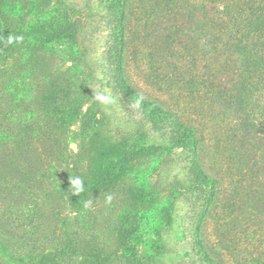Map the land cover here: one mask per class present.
Instances as JSON below:
<instances>
[{
	"label": "rangeland",
	"instance_id": "374dc122",
	"mask_svg": "<svg viewBox=\"0 0 264 264\" xmlns=\"http://www.w3.org/2000/svg\"><path fill=\"white\" fill-rule=\"evenodd\" d=\"M113 1L34 0L72 49L0 41V264H264V0ZM113 156L129 175L80 195Z\"/></svg>",
	"mask_w": 264,
	"mask_h": 264
},
{
	"label": "trees",
	"instance_id": "16d2710c",
	"mask_svg": "<svg viewBox=\"0 0 264 264\" xmlns=\"http://www.w3.org/2000/svg\"><path fill=\"white\" fill-rule=\"evenodd\" d=\"M38 1H41V0H38ZM121 1H124V0H121ZM250 1L254 3L255 0H250ZM114 2L115 1L111 0L110 3H114ZM32 3H34V0H25L23 2V5L21 6L20 4L12 0H0V41L6 38L7 41H11L10 43L12 44L14 43V45L17 46L18 43L20 42L19 41L20 37H23L26 35L31 40L33 45H37L39 47L42 43L57 42L59 44L61 43L63 47L65 48L71 47L72 49L73 47L72 42L74 39L73 35H74V31L77 28V23L74 22V20L68 16L67 12L59 8V5L60 4L62 5V2L60 4L59 2H56V5L54 7H50L49 13L46 16H43L42 15L43 13L38 14L39 11H42V10H35V8H33L32 6ZM57 9L58 10L60 9V11H58ZM246 9H247L245 10L246 15L244 17L245 18L249 17L247 21L251 22L250 25L254 23L256 26L258 25L257 22L259 24L264 22V4H261V3L251 4L249 7H246ZM239 13H244V10L239 9ZM68 26H70L72 30ZM67 29H69L68 33L62 34V32H64ZM41 34H43V36H41ZM14 36L17 37V41H13L14 39H11ZM1 47H2V43L0 42V50H1ZM247 55H248L247 57L243 58L244 59L243 65L246 67H248L247 62H249L252 58L251 54L248 53ZM142 102L145 105L146 104L150 105L152 107L153 113H155L156 111H160L159 106H157L155 103L147 102V101H142ZM67 106H69V104ZM55 111H56V114L59 115V119L62 124L63 116H65L68 111L66 110V108L64 110V109H61L59 106L56 107ZM190 135H191V131L188 130L185 138H189ZM115 159H116L115 156L109 158L105 162V164L104 165L101 164L99 166L98 171H96V173L92 175H89L91 172V167L93 166V164L90 163L89 171H88L89 176L86 175L85 177H83V179L85 180L82 185V190H80L81 192L79 191V194L81 195L85 191L108 189L110 188V186H112L111 180L115 176H117L118 178L117 182L118 181L122 182L121 181L122 177L126 176V174L129 175V172L131 169H128V168L127 170L125 168L117 169L116 166H111ZM91 161H92V158H91ZM201 176H202L201 182H203L205 185H208L210 187L209 188L210 194L207 199V204H209L212 202L213 190H214L213 184H215V180L210 178L208 175L204 173H201ZM79 179H82V178H79ZM105 183H109L108 186H105L106 185ZM113 185H116V182H114ZM76 187L78 186L75 185V188ZM73 188L74 187L70 188V190L72 191ZM76 195L78 196V193ZM171 207H172V204L170 205L168 209H165V211L162 212L161 222L159 221L157 210L155 212L151 211V213H149L147 219H150L149 222L152 225L150 232H152V234L148 233V231L145 232L147 234L146 239L150 241L151 235H153L154 239L158 241L162 238L163 230L165 228L162 225H164L165 223H167L168 221L172 219V217L170 216ZM204 215H205V212L204 214L202 213L199 215L196 228H199L201 226V223L204 219ZM158 245L160 246L161 244L158 243ZM100 257L101 256L98 254L97 258H100Z\"/></svg>",
	"mask_w": 264,
	"mask_h": 264
},
{
	"label": "clouds",
	"instance_id": "9594fccd",
	"mask_svg": "<svg viewBox=\"0 0 264 264\" xmlns=\"http://www.w3.org/2000/svg\"><path fill=\"white\" fill-rule=\"evenodd\" d=\"M71 183L78 186V189H77L78 191L82 190V182L78 178L72 180Z\"/></svg>",
	"mask_w": 264,
	"mask_h": 264
}]
</instances>
